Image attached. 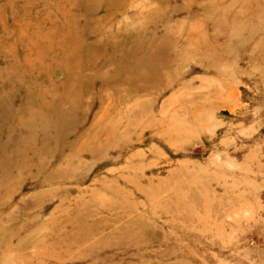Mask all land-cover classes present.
<instances>
[{
  "label": "rangeland",
  "instance_id": "1",
  "mask_svg": "<svg viewBox=\"0 0 264 264\" xmlns=\"http://www.w3.org/2000/svg\"><path fill=\"white\" fill-rule=\"evenodd\" d=\"M123 1L0 0V264H264V0Z\"/></svg>",
  "mask_w": 264,
  "mask_h": 264
},
{
  "label": "bare ground",
  "instance_id": "2",
  "mask_svg": "<svg viewBox=\"0 0 264 264\" xmlns=\"http://www.w3.org/2000/svg\"><path fill=\"white\" fill-rule=\"evenodd\" d=\"M75 1V0H74ZM100 1V4H103L104 5V7L106 6V8H108L109 10H114V6H115V4H117V3H121V1L122 2H124L123 0H99ZM97 2H98V0H97ZM96 4V3H95ZM99 5V4H98ZM100 6V5H99ZM120 6H121V4H120ZM115 7H119V6H115ZM122 7V6H121ZM120 7V8H121ZM105 8V9H106ZM115 11V10H114ZM113 11V12H114ZM109 12V11H108ZM108 16V15H107ZM138 32L140 33L141 31H136V34H135V36H137V37H139L138 36ZM128 37V38H127ZM129 38H131V35H127L126 36V39H129ZM138 39V38H137ZM128 43V41L126 42V44ZM139 46L137 45V44H135L134 46L132 45V46H130V49L131 50H133V53L137 50V48H138ZM114 49V48H113ZM133 53H131L130 54V57L131 56H133L132 54ZM121 58H120V61L119 62H117L118 63V65H120L121 66V68L126 64V63H123V60H124V57H122V56H120ZM125 60H128L127 58L125 59ZM140 62V61H139ZM2 102L3 101H1V99H0V105L2 104ZM1 107V106H0ZM1 109V108H0ZM27 122H25L26 124H25V126H26V128H30V130L31 129H33V124H35V125H37V123H36V121H40V123L38 124L39 125V130H42V129H44L46 126H45V124H43V121H41L40 120V117H38L37 115L36 116H31V115H29L28 117H27ZM28 124V125H27ZM21 125H22V123H21ZM6 143L5 144H3V145H0V153H1V155L2 156H6L7 157V155H5L6 154V150H7V148H6ZM4 157V163L6 162V163H9V157ZM13 185V184H12ZM11 185V186H12ZM2 202V201H1ZM1 204V203H0ZM4 205V204H3ZM1 206H2V204H1Z\"/></svg>",
  "mask_w": 264,
  "mask_h": 264
}]
</instances>
